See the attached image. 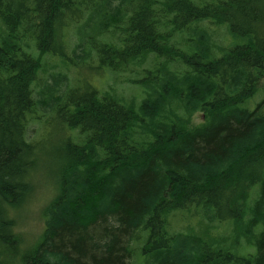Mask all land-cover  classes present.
Segmentation results:
<instances>
[{
  "label": "trees",
  "instance_id": "trees-1",
  "mask_svg": "<svg viewBox=\"0 0 264 264\" xmlns=\"http://www.w3.org/2000/svg\"><path fill=\"white\" fill-rule=\"evenodd\" d=\"M204 23L238 42L218 47ZM0 24V264H264V98L247 107L264 79V0H0ZM75 39L141 98L89 85L37 99L43 58L66 63ZM43 102L81 141L50 151L59 193L21 256L10 210L34 189L45 148L27 130ZM185 212L246 228L254 252L176 232Z\"/></svg>",
  "mask_w": 264,
  "mask_h": 264
},
{
  "label": "rangeland",
  "instance_id": "rangeland-1",
  "mask_svg": "<svg viewBox=\"0 0 264 264\" xmlns=\"http://www.w3.org/2000/svg\"><path fill=\"white\" fill-rule=\"evenodd\" d=\"M193 1L198 5H204L206 3H214L217 0ZM3 28L5 29L4 26L2 29ZM202 28L208 30L212 36L213 42L217 44L218 47H229L237 41L226 37L225 29L222 27L215 28L214 25L204 23ZM77 41L78 40L75 39L72 46L68 49L66 63L50 55L43 58V68L39 72L38 79L34 84V94L37 99L47 98L45 97V94L49 92L47 88H55V90H59L58 94H62L65 87L76 88L89 85L103 93L116 92L118 96L123 97L128 102L132 101L134 97L141 98V91L134 89L136 87L125 82V79L130 76L129 73L114 74L108 69L102 68L95 55L83 61L81 49H79L75 55L73 52L77 47ZM216 52L218 53L219 51ZM145 68H152L151 61L145 65ZM59 83L62 87L59 86ZM58 86L60 88H58ZM259 88V92L247 103V107L251 110H253L264 98V79L261 81ZM58 94L56 93V95ZM45 104L46 103L43 102L38 105L35 113L29 119L27 130V138L29 141L34 143L37 142L40 146L43 145L42 147L45 148L43 158L40 159L37 168L33 172H37L34 174V179L32 181V183H34V189L20 205L10 210V215L16 222V232L22 239L19 251L21 256L24 253H29L32 250L30 248L35 247L39 243L45 228V211L59 193L57 183L58 170L56 172V170L52 171L49 169L52 167L51 157L49 156L50 151L53 147L58 145V143L61 144L64 139L71 135L74 141H81L80 137L77 136V131L72 132L60 127L59 123L53 118L55 113L45 111L48 109L44 108ZM203 116L202 112L193 115L191 127L204 122L205 118ZM45 152L48 153V155H46ZM48 156L50 158H48ZM58 167H55V169ZM169 221L171 222V228L176 232L209 233V236L212 238L227 241L228 244H226V246L230 243L227 247L233 253L237 252L238 243L240 245L238 247H241L244 254L254 252L250 244L252 240L248 238L247 232L245 231L246 228L239 230L238 227L231 224L232 222L222 224L218 221L210 222L203 218L200 219L198 216L195 217L194 213L190 215L186 212L178 213L170 217ZM249 221L250 217L248 216L245 224H248ZM216 249L220 250L221 248Z\"/></svg>",
  "mask_w": 264,
  "mask_h": 264
}]
</instances>
